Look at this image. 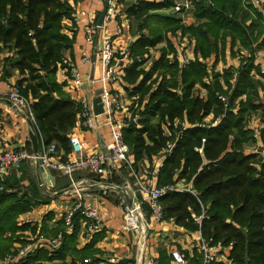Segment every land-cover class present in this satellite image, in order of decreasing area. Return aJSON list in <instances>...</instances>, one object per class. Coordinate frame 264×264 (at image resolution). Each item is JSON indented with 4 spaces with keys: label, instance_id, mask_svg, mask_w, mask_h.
<instances>
[{
    "label": "trees",
    "instance_id": "1",
    "mask_svg": "<svg viewBox=\"0 0 264 264\" xmlns=\"http://www.w3.org/2000/svg\"><path fill=\"white\" fill-rule=\"evenodd\" d=\"M248 1L200 0L194 10L197 24L190 26L182 25L176 15L157 13L171 8L173 0H137L124 8L137 22L139 36L130 46L133 62L123 80L134 103L131 108L141 119L139 128L130 122L123 133L136 173L148 167L152 175L154 161L169 144L174 145L157 174L158 188L174 187L160 199L163 221L201 232L215 245L230 248L233 264H264V157L250 150L257 144L259 149L264 146V129L258 143L251 124L255 114L260 124L264 122V83L257 77L264 74L255 64L256 53L264 46V23ZM73 16L67 0H0V54L6 55L2 78L18 72L15 85L30 103L41 143H56L66 155L72 149L69 135L82 110L81 103L71 99L65 84L57 80L58 70L67 68L64 61L74 47L76 31L71 29L72 35L68 34L65 25ZM179 30L195 43L194 60L184 68L167 58L175 51L168 34ZM161 43L166 47L146 70L151 50ZM236 47L246 51V63L237 70L230 66L218 71L227 55L236 56ZM208 60H213L211 67ZM220 97L227 99V105ZM129 172L124 163L122 174ZM23 179L11 175L1 184L0 260L13 252L14 244L30 242L23 236L30 232L35 238L61 234V246L54 252L38 248L17 264H136L134 259L111 263L102 258L96 244L104 238V231L79 248L81 211L74 214L70 233L64 221L49 230L46 221L53 218L51 214L40 230L37 224L20 222L22 215L51 200L42 195L34 179L30 178L28 187L21 183ZM116 181L122 183L119 178ZM179 183L184 189H179ZM203 214L201 223L196 222L195 217ZM171 262L167 250L160 249L157 263Z\"/></svg>",
    "mask_w": 264,
    "mask_h": 264
},
{
    "label": "crops",
    "instance_id": "2",
    "mask_svg": "<svg viewBox=\"0 0 264 264\" xmlns=\"http://www.w3.org/2000/svg\"><path fill=\"white\" fill-rule=\"evenodd\" d=\"M74 9V16L72 20L65 21L66 31L68 34L72 35L71 29L76 31L75 34V43L73 50L67 54V60L73 65L79 68L81 73L83 74L84 79L86 80L85 87L83 90H76L73 82L70 79L69 71L67 68H60L57 72V80L60 83H64V91L71 97V99L79 102L82 97H87L92 99L96 97V92L101 89L100 78L102 74V63L100 57L97 55V51L99 50L100 40L103 36L109 35L113 37L114 46L116 49H122L128 44L131 46L133 41L139 36V32L137 31V23L136 21L129 17L125 12L124 8L129 7L136 3L137 0H126L125 3H121L120 16L118 18L117 23H108L105 29H102L99 33V36L94 38L92 43H88L86 41V24L87 20L90 17H97L98 20L101 14L104 11L105 4L95 3L93 0L89 2H83L82 0H67ZM151 1V0H148ZM84 11L86 13L85 16L80 17V23L77 24L75 21L78 13ZM174 12V11H171ZM175 13V12H174ZM173 13V14H174ZM170 15V14H168ZM178 17V15L175 13ZM179 18V17H178ZM190 23L187 25H192L194 19H189ZM187 21V22H189ZM118 26H121L123 29V34L117 36ZM264 37V36H263ZM172 41L175 52L178 48H185L189 57L194 60V41L186 38L181 35L174 38H169ZM264 39V38H263ZM262 41V40H261ZM159 44L155 49L159 48ZM162 48V47H161ZM240 48V47H239ZM238 47L235 48L236 56L233 57L230 54L227 55L225 62H221L217 66L218 71H223L228 67H233V69H239L244 63H246L245 56L246 51H238ZM154 52V49L151 50V54ZM161 52V50H160ZM160 52H156L158 54L156 57L151 55L150 60L145 65V69L149 70L154 60H157L160 57ZM245 55V56H244ZM6 55L0 54V91L4 94L7 92L8 85H15L18 80V72H13V75L8 79L2 78V69H3V59ZM89 57L91 60V64L85 65L82 63L83 57ZM152 57L154 60L152 63L150 62ZM243 61V62H242ZM209 67L212 66L213 60H208ZM255 64L260 67L261 75L262 71L264 72V46L258 49L256 53ZM219 66L221 68L219 69ZM93 74L94 83L90 86L91 76ZM126 71V70H125ZM125 76V73H124ZM123 76V78H124ZM264 82V76H257ZM91 87V88H90ZM126 83H114L111 85L112 90L119 94L121 98L124 100V110L118 114V118L121 120H128L130 117V112L133 111L130 105L133 101L128 97V94L125 90ZM93 89V93H92ZM91 91V93H90ZM262 99V97H261ZM132 102V103H131ZM263 102V101H262ZM264 103V102H263ZM0 110H1V118H0V155L4 151H14V152H22L26 151L29 154L33 155L35 149V141L36 137L37 143L39 145V152H42L43 144L41 143L39 134L37 132L34 119L31 111L25 109L22 112H19L14 106L8 101V99L3 95L0 97ZM212 120V116L207 118V121L210 122ZM260 129H264V122L261 124L259 122ZM100 136L105 145L108 143V136L104 131H100ZM70 137L78 138L82 141L86 146V152L88 154L96 153L101 151V146L95 131H86L82 129L79 125V119L77 122V126L73 129ZM262 145V144H261ZM264 146L261 147V149ZM264 152V148L262 149V153ZM65 151L59 148L58 159L65 161L68 158ZM132 159V158H131ZM38 163H34L32 161H25L20 166L13 168L8 175L3 178H0V188L2 183L5 182L11 175H16L18 178L24 176L22 180V184L25 187H28L30 184V178L34 179L35 182L41 188L42 195L45 192H62L66 189L71 188V179L69 176L64 173L56 170H51V174L54 176V181H51L50 184L44 182V187L40 186V171L36 167ZM44 166V165H43ZM27 167V168H26ZM45 167V166H44ZM152 175L150 172H141L138 173V177L141 180L146 181L149 186L157 187V175L155 174L156 169L160 168V161L157 158L154 161V165L152 166ZM28 169V170H27ZM73 178L76 181L79 180H98L101 184L107 186L110 184L116 185L118 187L117 193H112L109 190H106L104 187L101 188L99 186L90 188L86 191V194L83 196V203L88 206L95 205L93 201V197L98 195L100 198V202L98 206L102 211L103 215L106 218V224L104 227V238L96 244V248L101 250L103 253V259H107L111 262V259H114V262L118 263L123 259H134L136 264H158L157 259L159 257L160 249L167 250L168 254L171 256V252L173 250H178L184 253L190 262V264H198L202 255L198 250L196 244V233L197 232H189L182 228H179L173 221H163L162 223H153L152 229L149 234L145 237L144 243H141L138 235L132 231H126L123 228V220L125 215V207L126 205H132V198L126 197L124 193L120 192V188H123L127 183H129L132 187L135 188L137 179L130 175V172L127 176L122 174V168L119 170V173H115L112 178L102 179L98 178L96 175L90 173L87 170L76 171L73 174ZM119 178L121 180V184L117 183L116 179ZM184 185L179 183L178 187L182 188ZM78 198L75 194L73 195H58L54 198H51L48 204H40L33 211L22 215L21 220H25V222H30L33 225H38L39 230L42 227L43 220L47 217L48 214L53 215V218L46 221L48 225V229H55L58 224L64 221L65 216L68 212H70L75 204L77 203ZM148 212V211H147ZM69 233L71 229L67 230ZM48 235L42 234L45 238H49ZM95 235V234H94ZM87 236L86 232V221L83 219L81 221V228L78 234V247L82 248L92 240L93 236ZM197 253V256L195 255ZM230 248H225L222 252V257L217 261L223 264H233L229 259ZM71 258L67 259L68 263H71ZM43 264H59L58 262H45ZM173 264V262H171Z\"/></svg>",
    "mask_w": 264,
    "mask_h": 264
},
{
    "label": "built area",
    "instance_id": "3",
    "mask_svg": "<svg viewBox=\"0 0 264 264\" xmlns=\"http://www.w3.org/2000/svg\"><path fill=\"white\" fill-rule=\"evenodd\" d=\"M83 2H89L91 0H82ZM98 4H105L108 2L107 14L102 26L98 24L97 17H90L86 24V41L92 43L94 38L99 36L102 29H105L108 23H117L120 16L121 4L120 0H93ZM159 3L165 2V0H151ZM200 0H173L174 5L167 11H174L178 17L182 20L183 24L187 26L189 19L186 13L195 9L196 3ZM251 4L258 12L261 13L263 23H264V0H249ZM84 11L78 13L75 18L77 24L80 23V17L85 16ZM123 34V29L118 26L117 36ZM97 55L101 59L102 63V74L100 78L101 89H102V100L104 104V114L100 116H95L93 107L90 104V99L87 97H82L79 101L82 105V110L78 116L79 125L82 129L86 131H93L96 125L98 130L104 131L108 136L107 149L108 154L101 151L88 154L86 152L85 144L78 138L70 137L71 152L68 155L67 160L62 161L58 159V145L56 143H51L45 146L38 155H31L26 151L14 152V151H4L0 155V178L5 177L9 172L18 166H20L25 161H32L34 163H41L47 167L50 171L56 170L69 176L71 179V188L66 189L60 193L58 192H45L43 196L48 198H54L58 195H73L75 194L78 198L77 203L74 208L67 213L64 218L66 227L70 230L72 228V219L76 212L81 211L84 220L86 221V232L87 236H92L97 232L103 231L106 218L100 210L98 203L100 198L98 195L93 197L95 205L88 206L83 203V196L86 194L90 188L101 187L112 193H117L118 187L116 185H103L98 180H79L76 181L73 178V174L76 171L87 170L90 173L96 175L99 179H110L115 173H119L123 164L129 165L130 175H133L137 181L135 188L127 183L123 188H120V192L124 193L126 197L132 198V205H126L125 215L123 220V228L126 231H132L138 235V238L145 237L149 234L152 229L153 223L163 222V206L160 199L168 191L174 190V187H153L149 186L146 181L141 180L138 177V173L135 172L131 163L130 148L126 144L124 139V129L128 127L130 122L137 123L140 121L141 117L138 112L134 110L130 112V117L128 120H121L118 118V114L124 110V100L121 96L115 93L111 85L114 83L123 82V76L125 70L132 64L133 57L131 54V48L128 44L122 49H116L113 42V37L106 35L100 40L99 50ZM177 61L181 68L186 67L191 62L185 48H178L176 50ZM82 63L85 65L91 64L89 57L85 56L82 58ZM69 71L70 79L73 82L76 90H83L86 83L83 74L78 67L73 66L67 59L64 61ZM264 72L262 71V75ZM236 75L233 78L235 82ZM94 83V81H93ZM93 93V89H92ZM5 96L8 101L16 108L19 112L25 109H30L29 101L21 94L19 88L16 85H8L7 92L4 94L0 91V97ZM262 101L264 102V89L261 91ZM222 102L227 105V99L220 97ZM134 105L132 103L130 106ZM137 104L134 106L136 109ZM184 125V123L182 124ZM253 125L254 138L259 143L261 141L260 133L261 129L257 125ZM140 127L139 124L137 126ZM257 146V147H256ZM254 146L255 150L259 151L261 156L264 157V152L259 149L258 144ZM174 148L173 144H169L168 147L163 151L161 157H159L160 167L163 165V161L166 156L172 153ZM160 168L156 169L155 174L157 175ZM44 187V183L40 184ZM179 189H184L179 188ZM2 188H0V191ZM147 208V209H146ZM146 209V211H145ZM147 210H150V216L147 217ZM205 214L199 217H195L196 222L201 223ZM196 244L202 257L199 264H213L222 257V252L225 250L222 245L214 244L212 238L204 237L201 232L196 233ZM31 243L25 245V247H20L19 249L8 254L6 257L0 260V264H17L22 259H24L30 252L38 249L44 248L50 252L56 251L62 243V235H58L55 238H45L44 236L36 237L35 240H31ZM141 243H144V241ZM173 264H190L186 255L178 250H173L171 252ZM114 262V259L110 260ZM154 264V263H153Z\"/></svg>",
    "mask_w": 264,
    "mask_h": 264
},
{
    "label": "water",
    "instance_id": "4",
    "mask_svg": "<svg viewBox=\"0 0 264 264\" xmlns=\"http://www.w3.org/2000/svg\"><path fill=\"white\" fill-rule=\"evenodd\" d=\"M107 9H108V2H106L104 11L98 20L99 26H102L104 23L105 16L107 14ZM93 74H94V71L92 72V76L90 79L91 80L90 86H92V84H93ZM90 93H91V91H90ZM101 94H102V90H99L96 92V97H94L93 99H92V97H90V104L93 107V111H94L95 116H100V115L104 114V104H103ZM94 131H95L97 138L99 140L102 152L105 154H108L107 146L105 145V143L101 139L99 130H98L96 125L94 126ZM34 141H35V149H34L35 153L34 154L38 155L40 152H39V145L37 143L36 137L34 138ZM37 168L39 169L40 174H41L40 180H39L40 183L47 182V184H50L51 181H54L53 184L55 183L54 176L51 174V171L47 167H44L41 163H38V166L36 167V169ZM141 241L142 242L144 241L143 237L141 238Z\"/></svg>",
    "mask_w": 264,
    "mask_h": 264
},
{
    "label": "rangeland",
    "instance_id": "5",
    "mask_svg": "<svg viewBox=\"0 0 264 264\" xmlns=\"http://www.w3.org/2000/svg\"><path fill=\"white\" fill-rule=\"evenodd\" d=\"M131 1H133V0H131ZM179 1H181V0H179ZM120 4H121V2H120ZM122 5V4H121ZM196 6V5H195ZM168 9H165V10H161V11H159V12H157V13H161V14H165V15H168V14H170V15H174L175 13L174 12H171V11H167ZM194 10L195 9H193L192 11H189L188 13H186V16H187V18H191V19H194L195 21H193V24H197V21H196V18H195V16H194ZM174 13V14H173ZM262 21H263V19H262ZM137 23V22H136ZM188 23H190V21L188 22ZM182 25H184V26H186L185 24H183V22L181 23ZM192 24V25H193ZM187 26H189V25H187ZM182 32L179 30V31H177L175 34H172V33H169L168 34V37L169 38H176V37H178V36H181L182 34H181ZM264 36V34L262 35V37ZM185 37L186 38H188V40H189V36L188 35H185ZM264 38V37H263ZM263 38H261V39H263ZM162 47V48H161ZM166 47V43L165 44H163V45H160L159 46V48H157V49H154V52H152V54L151 55H153V57H156L158 54H155L156 52H160V50L161 49H163V48H165ZM152 57V59H151V63H152V61L154 60V58ZM168 59H169V61L171 62V63H175L176 61H177V56H176V52L174 51L172 54H170V55H168V57H167ZM179 67H180V65H179ZM181 68V67H180ZM221 68V66H219V69ZM260 79V78H259ZM264 83V82H263ZM132 103V102H131ZM131 107V106H130ZM132 109V108H131ZM260 118L255 114V115H253V117L251 118V124H254V125H257V126H259V122H260V120H259ZM257 147V146H256ZM256 147H252L250 150H254ZM261 150V149H260ZM141 170H143V169H141ZM146 172L148 171V170H150L148 167H145V169H144ZM145 211H146V209H145ZM19 221L20 222H25V220L23 221V220H21V218L19 219ZM42 235V234H41ZM40 235V236H41ZM23 236H24V238L25 239H30V241L32 240H35L36 238H35V236H33V235H31L30 234V232H27V233H23ZM50 238H55V237H49V239ZM28 243H31V242H27V243H24V244H20V243H16V244H14V247L11 249V251H15V250H17V249H19L20 247H25V245H27ZM31 253V252H30Z\"/></svg>",
    "mask_w": 264,
    "mask_h": 264
}]
</instances>
